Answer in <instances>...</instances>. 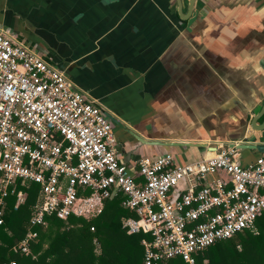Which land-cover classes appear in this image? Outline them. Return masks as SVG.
I'll return each instance as SVG.
<instances>
[{
  "label": "crops",
  "instance_id": "1",
  "mask_svg": "<svg viewBox=\"0 0 264 264\" xmlns=\"http://www.w3.org/2000/svg\"><path fill=\"white\" fill-rule=\"evenodd\" d=\"M0 29L101 107L136 175L144 157L264 143V0H195L187 19L177 0H0Z\"/></svg>",
  "mask_w": 264,
  "mask_h": 264
},
{
  "label": "built area",
  "instance_id": "2",
  "mask_svg": "<svg viewBox=\"0 0 264 264\" xmlns=\"http://www.w3.org/2000/svg\"><path fill=\"white\" fill-rule=\"evenodd\" d=\"M117 145L99 105L42 54L0 29V224L6 199L26 181L40 185L33 225H46L49 215L95 217L107 198L122 195V206L137 214L124 227L151 237L142 240L144 264L175 257L198 264L196 255L209 246L258 232L264 153L247 164L238 161L239 149L224 144L185 164L164 153L142 158L136 175L119 161ZM25 196L17 192L15 208ZM37 236L29 230L21 252L30 254Z\"/></svg>",
  "mask_w": 264,
  "mask_h": 264
},
{
  "label": "trees",
  "instance_id": "3",
  "mask_svg": "<svg viewBox=\"0 0 264 264\" xmlns=\"http://www.w3.org/2000/svg\"><path fill=\"white\" fill-rule=\"evenodd\" d=\"M19 190L25 193V201L15 208ZM39 192L38 183L19 181L15 193L6 199L0 224V264L10 260L17 264H144L142 240L151 237L129 233L124 227L123 220L137 214L122 206V195L107 198L95 217L49 215L46 225H33L31 216ZM256 224L258 232L248 229L235 235L236 240L233 236L199 252L198 264H264V212ZM29 230L37 231L38 236L26 255L19 243ZM160 264L187 263L175 257Z\"/></svg>",
  "mask_w": 264,
  "mask_h": 264
},
{
  "label": "water",
  "instance_id": "4",
  "mask_svg": "<svg viewBox=\"0 0 264 264\" xmlns=\"http://www.w3.org/2000/svg\"><path fill=\"white\" fill-rule=\"evenodd\" d=\"M178 2V7H179V14L181 16L182 19H187L193 9V6L195 4V0H190V3H189V8H188V11L187 12H184L183 10V7H182V0H177ZM264 113V105H263V108L260 112V114H258L257 116L253 117L252 118V124H256L259 117ZM253 129H256V130H263L264 129V121L262 122V124L260 125V127H255V126H252ZM235 146L237 149L239 150H257V151H261V152H264V143L262 142H252V143H249V144H246V143H243L241 145H233Z\"/></svg>",
  "mask_w": 264,
  "mask_h": 264
},
{
  "label": "rangeland",
  "instance_id": "5",
  "mask_svg": "<svg viewBox=\"0 0 264 264\" xmlns=\"http://www.w3.org/2000/svg\"><path fill=\"white\" fill-rule=\"evenodd\" d=\"M232 239H233V240H236V239H237V237L235 236V237H233Z\"/></svg>",
  "mask_w": 264,
  "mask_h": 264
}]
</instances>
